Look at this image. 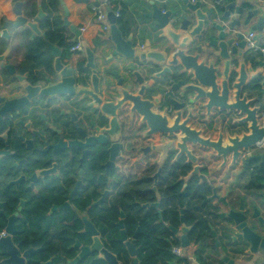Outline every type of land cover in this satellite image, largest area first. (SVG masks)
<instances>
[{
    "label": "flooded vegetation",
    "instance_id": "af4514ba",
    "mask_svg": "<svg viewBox=\"0 0 264 264\" xmlns=\"http://www.w3.org/2000/svg\"><path fill=\"white\" fill-rule=\"evenodd\" d=\"M6 1L8 7L0 15L1 237H6L10 233L15 244V238L18 236L29 235L34 229L29 220L33 205L38 203L37 206L41 207L42 203L47 201L51 203V207L46 216L56 214L57 218L68 213L69 217H77L83 223L82 230L91 237L93 243L92 236L86 231L84 219L96 230L97 228L93 222L94 216H90L88 211L91 207L97 208L106 202L109 209L105 213L111 216L112 202L123 198V194L128 192L131 179L139 178L148 168L155 169L149 175L151 185L148 189L138 191V196L146 198L141 204L142 209L146 211L155 209L158 215H162L163 212L161 193L163 185L169 184L163 174L164 168H174L178 163L188 165L190 170L175 183L185 182V179L187 183L197 180L199 185L206 186L204 203L213 204L214 200L216 203L219 201L225 203L210 177L211 164L220 157L224 166L230 163L234 167L241 162L243 170L232 180L237 185L241 181L245 182L247 191L252 193L254 183L248 179H255L250 175L253 167L263 166L264 148L262 151L251 148L246 156L243 151H239V155L234 159L233 153L222 156L212 148L187 142L186 149L193 157L191 159L181 147L182 139L185 138L181 132L173 135L153 132L144 117L133 112L127 101L122 103L115 115L107 110L108 107L105 105L113 102L104 98L102 88L105 85L108 90L110 89L109 94L113 92L116 94L118 88L103 85V78L98 71L96 56L106 49L105 45L96 44L98 48L92 50L94 68L100 80L98 94L100 101H94L89 96L78 93L52 96L55 92L53 88L47 89L46 95H40L42 89L37 90L35 87L46 88L59 82L54 70V58L51 55L53 77L35 83L33 59L28 52L29 41H32L34 36L29 28V0ZM108 42L113 44L110 38ZM48 44L51 43L46 42L49 49ZM59 50L62 62L67 66V58H63V52ZM49 51L51 54L50 49ZM76 53L83 58L76 69L72 68L77 80V90L90 89L92 70L86 67L88 60L82 43ZM117 81L120 91H125L129 83L124 80V76ZM146 86L149 87V91L143 97V101H150L153 104L151 111L166 117L168 127H171L173 124L170 125V121L174 123L176 118V113L170 109L172 105L169 98L172 95L163 96L161 86L157 83L150 86L146 82ZM168 87L172 88L170 85ZM195 119L192 114L190 118L189 115H182L181 122L188 121V126L199 133L191 125ZM200 137L205 139L201 135ZM170 142H173L172 146L168 144ZM226 146L223 144V147ZM207 149L213 150L210 152L212 154L207 152ZM193 171L195 174L190 177ZM169 181L172 182V178ZM102 198V202L97 205ZM86 202H89L90 206L83 211L80 206ZM119 215L124 218V211L120 209ZM217 215L221 220L225 218L223 214ZM255 221L258 223V229L251 230L259 236H264L263 225L258 218ZM121 224L124 229L122 219L117 223L120 231ZM41 226L42 229L45 228L44 225ZM72 226L77 227L75 224ZM219 227L224 229L221 225ZM80 232L81 230L78 231L79 234ZM223 232L224 237L225 235L229 237L225 229ZM216 236L218 238L214 242L217 245L219 240H223V236L222 234ZM237 242L242 243L239 240ZM91 244L81 245L77 239L73 247L78 249L79 256L81 248L90 247ZM29 251L31 253L33 249L28 248L20 252V255ZM28 257L29 255L26 262Z\"/></svg>",
    "mask_w": 264,
    "mask_h": 264
},
{
    "label": "water",
    "instance_id": "95a60500",
    "mask_svg": "<svg viewBox=\"0 0 264 264\" xmlns=\"http://www.w3.org/2000/svg\"><path fill=\"white\" fill-rule=\"evenodd\" d=\"M215 2L217 7L215 6L208 12H204V6L208 5L209 1L194 0L193 2L192 0H184L186 11L183 14H179L174 9L165 11L153 6V12L148 17L156 21L152 28L156 41L155 43L151 42L148 39L149 35H147V41L140 49H137L132 36H130L129 40L123 38L121 31L116 25L114 13L111 9L107 10V17L111 26L110 40L115 45V55L137 61L142 67L141 69H137L135 66L130 68V72H132L131 80L127 82L129 84L126 85V90L118 92L121 98L116 104L105 105L108 107L107 110L115 115L116 110L123 102L127 101L131 105L133 112H137L144 117L153 132L158 131L170 135L181 132L185 135V138L182 139L183 145L181 147L191 159L193 157L186 149L187 142L198 143L201 146L212 148L222 156H226L227 153H233L234 159H236L239 151L248 152L251 148L264 141V126H261L259 122L260 110L258 107L253 106L254 100L249 99L244 93L245 88L249 85L246 83L247 78H249L250 82L260 79L264 92V62L258 61V68L255 69L256 57L251 56L245 69L244 66L247 59L245 56L248 50H246L245 34L240 30L242 24L247 26L255 16L260 14V11H249L242 23L241 17L244 11L242 7H238L236 3L230 5L220 4L221 0H215ZM61 4L63 5V2ZM18 5L21 6V4ZM218 9L220 13H218ZM64 10L67 16L66 8ZM42 18L43 13L40 12L34 20H29V28L33 31L34 36L42 34L39 29V21ZM23 22H25L24 19ZM64 24L79 36V31L71 26L66 18L64 19ZM263 27L264 15L261 16L258 24L252 29L262 32ZM82 44L88 60L86 67L92 70L91 88H79L77 90L74 70L70 66L63 64L61 51L57 47L48 44L51 55L54 58V70L59 82L53 85L50 84L46 88L35 87L37 90L42 89L40 95H46V90L53 88L55 92L52 96L78 93L89 96L94 101H100L98 98L100 80L94 68L93 51L85 42ZM202 58L206 59V61L215 59V62L210 65V62H208V65L199 64L198 60ZM221 61L224 63L222 71L219 70L220 66L218 65L222 63ZM231 67H233V70H231ZM148 75L151 79H156L160 86L163 84L170 85L176 90L181 89L179 97L187 101V103L185 101L178 103L173 97L169 98L176 112V118L171 127H168L166 117L154 114L151 111L153 104L150 101H143V97L149 91V87L146 86ZM220 76L222 77V82L219 85L217 79ZM176 78L180 80L176 82ZM163 93L167 92L161 90V94ZM192 94H195L194 98H191ZM230 99H233V103H229ZM197 101H206L205 107L208 111L216 108L220 112L230 113L235 111L241 116L244 115L241 123L249 124V134L244 135L242 138H229L231 145L226 147H223V138H220L217 142L203 139L197 131L192 130L188 126V121L181 122L183 115L181 111L187 107V104L192 105ZM190 117L191 114H189ZM168 144L172 146L173 142ZM193 174H195V171L190 174V177ZM102 200L103 198L96 204L99 205ZM243 210L244 206L243 202H241L240 212H230L229 214V217L240 230V234L237 237L247 243L250 253L264 252V236H259L251 230L245 216L242 214ZM254 218H258L264 228V220L259 218L258 211L255 212ZM84 223L86 231L93 238V243L90 247H82L79 256L70 264H77L81 259L92 253H96V259L103 260L106 264H120L117 256L105 248L98 231L89 225L86 219H84ZM119 226L121 228L119 241L125 245L129 257L132 258V264H139L138 250L135 245L139 229L134 238L129 240L122 224ZM182 232L185 234L182 237V247L187 248L189 245L187 240L189 230L183 226ZM215 236L216 234H214ZM0 246L5 249L9 256L6 260L7 263L26 264V258L30 251L20 255V251L13 243L10 233L6 237L0 236ZM225 262L234 264L228 258H225Z\"/></svg>",
    "mask_w": 264,
    "mask_h": 264
},
{
    "label": "trees",
    "instance_id": "16d2710c",
    "mask_svg": "<svg viewBox=\"0 0 264 264\" xmlns=\"http://www.w3.org/2000/svg\"><path fill=\"white\" fill-rule=\"evenodd\" d=\"M76 3H86L88 0H74ZM113 4L119 5L118 0H111ZM59 0H41V9L46 17L39 22V28L43 31V35L35 37L29 41V54L33 59L34 82L45 81L46 78L53 77L52 57L46 42L56 45L63 52V58L69 56V51L73 43V35L59 15ZM39 6L37 0L29 5V18L33 19L37 16ZM126 23V10L122 8L120 16L116 20L119 29H124ZM30 35V33H29ZM244 93L249 99L254 100V105L259 108V114L264 112V92L261 87V80L257 79L245 88ZM232 120V119H230ZM237 127H243L244 132L247 127L244 124L237 123ZM241 131V132H242ZM233 132L232 134H238ZM190 167L184 164H177L174 168H164V176L169 184L163 185L162 199V221H159V215L155 209L146 211L141 208V204L146 198L138 196V191L148 189L151 185L149 175L155 169L148 168L142 172L139 178H132L130 187L123 198L112 202V214L107 215L105 212L109 207L103 202L99 207L92 208L88 211L90 216H94L93 222L100 233L101 241L105 248L115 254L120 264H132V260L126 250L124 244L119 240L121 231L117 227V223L122 219L124 230L129 239H133L137 229H140L135 245L138 250L139 264H160L176 261L171 254L173 247L179 246V242H168L171 233L167 223L173 227L180 226L179 211L184 210V220L188 225L192 226L189 232V238L196 243H204L211 241L212 234L210 225L219 221V208L213 204H207L203 201V196L207 194V187L199 185L197 180L190 181L185 188L183 182L178 181L180 177H184L189 172ZM140 174V173H139ZM250 175L255 178L251 181L264 187V164L263 166L253 167ZM172 178V182L169 179ZM140 179V180H139ZM134 181V182H132ZM165 181V179H164ZM142 198V199H141ZM35 203L31 212L32 232L23 234L15 238V244L20 252L26 249H33L29 254L26 264H69L78 256V249L73 245L78 239L81 245L89 246L92 243L91 237L85 233L83 223L77 217H69L66 215L56 218V214L46 216L51 207V203L45 201L41 207ZM78 205V203H77ZM90 206L89 202L81 203V209L86 210ZM123 210L125 217L119 215V210ZM95 213V214H94ZM30 214V213H29ZM30 217V216H29ZM75 224L77 227L72 226ZM44 225L45 228L42 229ZM80 234L78 231H80ZM205 249V246H203ZM8 254L0 246V264H9L6 262ZM96 254H91L80 260L77 264H106L103 260H97Z\"/></svg>",
    "mask_w": 264,
    "mask_h": 264
},
{
    "label": "crops",
    "instance_id": "0c3cea01",
    "mask_svg": "<svg viewBox=\"0 0 264 264\" xmlns=\"http://www.w3.org/2000/svg\"><path fill=\"white\" fill-rule=\"evenodd\" d=\"M34 1L35 0H29V5H31L32 2ZM59 1H60L59 15L61 16L63 22L64 19L66 18L69 24L74 28H76L77 31H79V36H77L74 32H72L68 28L70 33L73 35V39H72L73 42L77 40L81 41V43L85 42L91 48V50H95L96 48H98L96 44H101L102 46L103 45L106 46V49L102 51V53L97 54L96 61L97 64L99 65L98 68L99 74L103 78L102 79L103 85L107 84V86L111 85L110 86L111 88L114 89L118 88L116 94L114 92L112 94L111 93L109 94L110 89L108 90L107 87L104 85V87L102 88L103 90L102 93L104 94V98H106L108 101H112L113 104L116 103L121 98V96L118 95V91L121 90L118 87L120 86L117 83L118 78L124 76V80L128 82L129 80H131V74H132V72H130V68L135 66V68L141 69L142 67L138 64L137 61L126 59L120 55H115L116 53H115L114 43L112 42L113 44L111 45L109 43L110 41L108 42V39L110 38V32L103 33L101 31V25L96 22L92 12L93 5H95L99 0H88V2L86 3H76L74 0H59ZM192 1L194 2V0ZM207 1H209V4L204 6V12H208L210 9H212L215 6L217 7L215 0H207ZM61 2H63V5L61 4ZM118 2L119 5L115 4L114 7L111 9L112 12L120 13L122 8L126 10V23L124 24V29L123 30L119 28L118 29L121 31L122 36L125 40H129L130 36H132V40L136 45L137 49H140L143 45H145L147 41V35H149L148 39L151 42L155 43L156 41L155 34L153 33L152 30L153 25L156 24V21L148 17V15L153 12V6H156L165 11L174 9L179 14H183L186 11V8L184 6V0H118ZM222 3L228 5L232 3H236L238 7H242L244 9L243 15L241 17L242 23L245 20V17L249 11L259 10L260 14L258 16H255L247 26L242 24L240 30L242 31V33L245 34V36L250 32H254L258 35L259 39L261 38L264 39V27L262 32L252 29L258 24V21L261 18V16L264 15V0H221L220 4ZM37 4L39 6L37 16L39 15L40 12H42L43 18H45L46 14L41 9V0H37ZM6 7H8V2L6 0H0V15L3 14V11L5 10ZM65 8L67 11V16L64 10ZM218 13H220L219 9H218ZM35 18L33 19L29 18V20H34ZM115 19L117 20V18ZM40 31L43 35V31L42 30ZM35 37L37 36H33V39ZM69 53L70 54L66 59V63L71 68L76 69L77 64L80 63L83 58L82 56L78 55V53L76 52L75 53L69 52ZM251 56L256 57V63L254 64V68L257 69L258 68L257 62L258 61L264 62V60L259 54L249 50L247 55L245 56L247 59L244 67L245 69L247 68ZM169 60H171V58H169ZM198 62L199 64L204 63L205 65H208V62H210L209 63L210 65L213 64V62H215V59L214 60L211 59V61H206V59L202 58L199 59ZM221 62L222 63L218 64L220 66L219 67L220 71L224 69L223 66L224 63L223 61ZM231 70H233V67H231ZM112 72L114 74H112ZM110 73L111 76L109 77ZM175 80L177 81L180 79L176 78ZM217 82L220 85V83L222 82L221 76L217 79ZM154 83L158 84V81L156 79H151L150 76L147 77L148 85L151 86ZM246 83L248 84L251 83L249 78H247ZM161 89L167 92L163 96L166 97L169 94H171L173 99L177 100L178 103L179 102L182 103L184 101L185 103H187L186 99H182L179 97V93L181 92V89L180 90L172 89L168 87V85H163V84H161ZM194 97L195 94H192L191 98ZM206 103H207L206 101H197L194 102L192 105L187 104V107L181 111L183 115L192 114L196 117V119L191 122V125L194 128L198 130L200 129L201 126L203 129L205 127L206 129H211L214 126L216 127L217 124H220L221 126L227 125L226 131L231 136L236 135V134H232L233 132H239L238 134L241 133L244 134L248 132V124L237 122L238 120L242 119V116L238 112L235 111L230 113L220 112L216 108H213L212 110L208 111L205 107ZM229 103H233V99H230ZM170 109H172V111L176 113L174 111V105H172ZM259 118H260L259 122L261 126H264V112L259 114ZM237 123L246 125L247 131L246 132L242 131L243 127L235 126V124ZM172 124L173 121H170V125ZM251 150L262 151L263 149L254 147ZM242 153L245 156L247 154V152L244 151ZM221 161L222 159L216 158L210 167V177L213 179L212 181L215 184V187L218 189V194L220 195V198L225 201V203L224 202L221 203L220 201L216 203L215 200L213 201L214 202L213 204L219 208L220 211L219 213L223 214L225 218L223 220L219 218L218 222L212 224L213 226L210 225L211 234H213L212 238L214 239L211 238L212 240L209 242L212 244L206 242L204 243V245H202L201 243H196L193 240L191 241L188 233L187 240L189 241V245L187 248L182 247V237L185 235L184 232H182L183 226H185L189 230V232H191L192 226L188 225L185 222L184 210L181 209L179 211V215H180L179 227H173L167 223H164V225L168 227V230L171 233L167 241L179 242V246H176V248H179L181 252L180 256H177L173 254L171 250L170 251L171 254L175 258H177V260L165 264H227L225 262V258H228L229 260L233 261L234 264H264V252L259 251L258 253H250L249 246L247 245V243L243 240H240L237 237L238 234H240V230L235 225L233 220L229 217L230 212H240L241 202H243L244 210L242 211V214L245 216L248 226L251 229L252 228L258 229V223L255 221L256 218H254V214L256 211H258L259 218H262L264 220V187L262 188V185L256 184L253 188L252 193H249L247 191V187L245 186V182L241 181L237 185L234 183V180H232L239 171L243 170L241 162L238 165L232 167L230 163H227L225 166L224 165L221 166L222 164ZM218 163L221 164L216 166ZM248 180H250V178ZM183 183H184L183 188H185L188 184L187 180L185 179V182L183 181ZM161 219H162V215H159L160 222L162 221ZM220 225L224 227V229L229 234V237L227 235H225V237L223 236L225 232H223L224 229L222 227L221 228L219 227ZM214 234L216 235L222 234L223 236V240L222 241L219 240V242H217V245L215 244L214 240H216L218 236L214 237ZM237 240L241 241L242 243H238ZM203 246H205V249L203 248Z\"/></svg>",
    "mask_w": 264,
    "mask_h": 264
},
{
    "label": "built area",
    "instance_id": "2783aa9c",
    "mask_svg": "<svg viewBox=\"0 0 264 264\" xmlns=\"http://www.w3.org/2000/svg\"><path fill=\"white\" fill-rule=\"evenodd\" d=\"M115 4L112 3L111 0H99L95 5L92 7V12L95 17V20L98 24L101 25V31L103 33H109L111 26L108 21L107 17V10L112 9ZM115 18H118L120 16L119 12L114 13ZM246 40V49L252 52H255L259 54L263 60H264V39L258 38V35L254 32H250L246 34L245 36ZM261 40V41H258ZM81 48V41L77 40L73 42V45L71 46V52H76L78 49ZM257 148L262 149L264 148V141L259 143ZM173 254L180 256V249L174 247L172 249Z\"/></svg>",
    "mask_w": 264,
    "mask_h": 264
},
{
    "label": "rangeland",
    "instance_id": "374dc122",
    "mask_svg": "<svg viewBox=\"0 0 264 264\" xmlns=\"http://www.w3.org/2000/svg\"><path fill=\"white\" fill-rule=\"evenodd\" d=\"M242 118H244V115H242ZM236 120H238V119H236ZM237 122H241V120H238ZM219 126H221V125L217 124L216 127L214 126L211 129H206V127L203 129L200 126V129H198V131H199V134L201 136H203L206 140L217 142L220 138H223V144L225 143V145H231L229 143V138H236V137L242 138L244 135L249 134V132H250L249 131V124H248V132L247 133L236 134L235 136H231L229 133H227V131H226L227 125L221 126V127H219ZM194 129H196V128H194ZM190 150H191V148H190ZM207 152H213V150L207 149ZM220 159H222V158L220 157ZM220 164L221 163H218L216 166H218ZM223 165H224V163L221 164V166H223Z\"/></svg>",
    "mask_w": 264,
    "mask_h": 264
}]
</instances>
